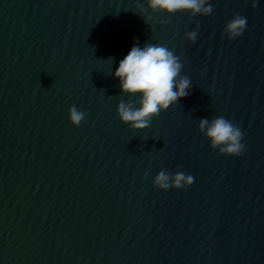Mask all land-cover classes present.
Instances as JSON below:
<instances>
[{"label": "water", "instance_id": "1", "mask_svg": "<svg viewBox=\"0 0 264 264\" xmlns=\"http://www.w3.org/2000/svg\"><path fill=\"white\" fill-rule=\"evenodd\" d=\"M211 3L192 17L146 0H0V264H264V0ZM236 14L248 28L229 40ZM136 41L169 47L192 81L139 132L118 115L138 98L114 77ZM220 116L245 133L239 158L200 131ZM160 171L194 184L160 190Z\"/></svg>", "mask_w": 264, "mask_h": 264}, {"label": "clouds", "instance_id": "2", "mask_svg": "<svg viewBox=\"0 0 264 264\" xmlns=\"http://www.w3.org/2000/svg\"><path fill=\"white\" fill-rule=\"evenodd\" d=\"M251 2L252 7L256 8L259 0ZM146 3L153 12L169 15L187 13L192 17H208L214 11L211 0H146ZM247 28V18L236 14L225 25L224 32L229 40H237ZM198 35V31H190L185 37L188 42L194 44ZM109 61L113 63L114 58ZM183 67L180 57L166 45L145 43L141 46L139 41H136L129 53L119 61V66L114 72L121 91L138 98V105L136 102L123 101L118 105L121 121L134 131H143L150 127L153 119L160 113L188 97L191 94L192 81L189 77L181 75ZM85 118L86 113L75 105L69 109V119L74 126L78 127ZM200 131L210 141L211 147L218 149L221 155L239 158L246 151L243 142L245 133L223 116L212 121L207 118L201 120ZM194 179L183 171H177L175 174L160 171L154 178V186L163 191L181 190L191 187Z\"/></svg>", "mask_w": 264, "mask_h": 264}]
</instances>
